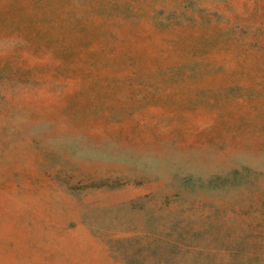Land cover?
Instances as JSON below:
<instances>
[{
    "label": "rangeland",
    "instance_id": "obj_1",
    "mask_svg": "<svg viewBox=\"0 0 264 264\" xmlns=\"http://www.w3.org/2000/svg\"><path fill=\"white\" fill-rule=\"evenodd\" d=\"M0 264H264V0H0Z\"/></svg>",
    "mask_w": 264,
    "mask_h": 264
}]
</instances>
